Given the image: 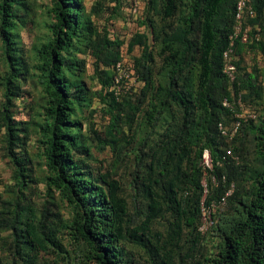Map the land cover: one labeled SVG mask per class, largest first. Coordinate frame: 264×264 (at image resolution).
<instances>
[{
    "label": "trees",
    "instance_id": "trees-1",
    "mask_svg": "<svg viewBox=\"0 0 264 264\" xmlns=\"http://www.w3.org/2000/svg\"><path fill=\"white\" fill-rule=\"evenodd\" d=\"M237 1L148 0L146 18L154 27V41L161 44L159 56L164 60L163 75L160 79L153 76L148 37L136 34L128 50L143 47L142 56L134 67L142 87L138 93L126 95L121 101L114 97L111 87L114 65L123 57L119 50L122 42L111 43L106 38L105 57L100 58L97 53L104 66L113 62L110 75L104 78V88L111 98L110 107L116 113L104 144L116 150L118 136L123 135V114L131 118L126 110L138 112L147 101L149 111L146 115L153 128L149 136L160 137L158 143L150 144L148 136L138 150L134 179L147 202V214L141 223L131 227L128 201L121 182L110 171L96 175L87 159L81 158L84 146L78 129L80 123L74 118L76 108L89 100L81 85L83 82L75 73L82 67L72 55L75 43L86 42L96 49L100 45L92 41L94 30L82 0H53V37L38 54L39 82L49 103L47 119L42 126L49 172L46 186L50 198L57 193L67 204L71 219L62 222L60 215L48 207L43 218L38 220L37 211L23 204L21 196L14 203H3L0 264H37L41 253L51 251L69 264H130L122 246L124 242L145 250L152 245L157 257L155 262L160 259L164 264H176V248L182 241L184 229L196 236L185 257L178 253L181 264H264V119L254 131L243 128L241 121V132L247 129L243 133L253 135L259 153L260 168L254 172L251 187L244 186L251 169L249 153L244 157V151L235 146L239 139L237 134L230 139L219 130V124L226 128L234 116L235 100L246 103L253 92L262 97L257 71L236 75L234 81L224 72V53L232 43L231 37L238 24ZM22 6L20 0L0 2V42L6 67L5 101L0 112L7 155L16 171L19 194L30 183L26 161L17 153L24 146L21 123L12 112L19 83L28 70L15 43L21 22L18 8ZM249 6L255 17L247 15L244 22L256 18L254 22L259 23L264 18V0H249ZM151 15L168 20V31L164 28L156 31ZM174 19L181 23L171 26ZM241 39L242 35L234 40V47ZM234 65L240 68L239 64ZM158 121L164 124L158 127ZM206 150L210 152L211 168L204 164ZM85 151L88 155V150ZM229 151L242 157L240 165L233 162ZM149 155L151 161L143 168L144 159ZM205 174L210 175L207 187L202 184ZM232 186L233 193L227 197L224 208L218 207L220 218L214 222L212 206L218 205ZM204 207L210 210L211 227L220 241L215 254L195 252L203 233ZM167 213L172 222L168 240H164L160 235L155 236L152 228L157 219ZM2 233L8 235L2 237ZM66 243L76 247L78 255L73 260ZM8 251L11 253H6Z\"/></svg>",
    "mask_w": 264,
    "mask_h": 264
},
{
    "label": "rangeland",
    "instance_id": "rangeland-1",
    "mask_svg": "<svg viewBox=\"0 0 264 264\" xmlns=\"http://www.w3.org/2000/svg\"><path fill=\"white\" fill-rule=\"evenodd\" d=\"M20 2L23 6L18 8L21 22L15 34V43H17V47L22 54L24 67L28 70L19 83L18 97L15 100L12 112L16 121L21 123V136L24 140V146L17 153L26 161L30 183L23 193H18L16 171L7 155L5 130L2 127L0 112V211L4 208L3 203H14L13 201L21 196L23 204L31 205L37 211L38 220L43 218L46 208L49 207L52 212L59 214L60 219L65 223L71 219L69 207L57 193H54L51 198L47 194L46 181L49 172L44 156L45 145L43 143L42 126L47 119L46 112L49 103L39 82L41 64L38 54L53 37L52 27L55 22L53 0H20ZM82 2L86 9V16L93 26L92 41L98 42L100 47L96 49L94 45L86 42L80 44L76 41V49L72 53L82 65L75 73L83 82L81 85L88 93L89 99L82 106L76 108L74 117L80 123L78 129L84 146L81 158L87 159V164L96 175L110 171L114 174L115 179L121 182L124 196L128 201V220L131 227H134L141 223L147 214V202L142 190L135 184L134 178L140 154L138 150L144 140L153 132L152 123L146 115L149 111V104L147 101L139 107L138 112L127 109L126 113L131 115V118L123 114L121 128L123 135L119 134L118 136L119 141L116 150H113L110 145L104 144L105 141H108L106 132L114 118L113 114L116 113L110 107L111 98L104 88V78L110 75L113 62L110 66H104L98 60V56L100 58L105 57L103 46H105L106 38L111 43L120 41L122 44H120L119 50L123 56L122 59L136 67V60L141 58L143 47L136 46L133 51H129L128 45L136 34H145L148 37L147 46H149V51L152 52L153 56L150 61L153 67V76L160 79L163 75L161 69L164 66V60L159 56L161 44L154 41V27L146 18L148 0H82ZM184 11L188 13L187 9H184ZM151 17L154 19L156 31L163 28L168 31L167 26L170 25L168 20H161L156 15H151ZM255 19L252 18L243 23V31L248 32L249 38L247 41L241 39L240 44L237 47L235 46L236 48L234 47L231 60L234 64L237 63L240 66V68H236V75L252 71L259 73L262 97H258L253 92L249 95L246 103H238L235 100L232 105L234 116L230 118L226 126L230 131L234 129V125L239 121L244 122L243 126L241 124L243 128L254 131L255 127H258L264 119V18L259 23H255ZM180 23L181 20L174 19L171 26ZM97 53H99L98 56ZM5 72L3 48L0 42V110H2L5 101L3 81ZM135 106L137 105L135 104ZM163 124L164 121H158V127ZM242 127L237 133L239 139L236 141L235 146L244 151L242 154L244 157H246V153H249L247 156L250 160L251 169L244 186L251 187L255 177L254 172L260 168L259 153L254 145L253 135L243 133L247 129L241 132ZM159 138L158 135L153 134L148 142L150 144L158 143ZM85 149L88 150V155ZM232 159L237 165L242 163V157L234 152H232ZM150 161L151 155L144 159L143 168L144 166L147 167L146 162L149 163ZM186 168L185 165L184 169ZM209 179L210 175L205 174L202 180L204 187H207ZM211 213L214 215L213 221L217 222L220 218L219 211L214 209L211 210ZM171 222L172 217L167 213L165 217L157 219L153 225L152 233L168 240ZM202 223L203 233L195 252L200 250L203 255L215 254L220 241L211 227L210 210L206 207L203 209ZM7 235L8 233L1 234L2 237ZM195 236L188 229H184L182 241L176 248V264H181L178 253L185 257V254L191 250ZM122 246L130 264H164L160 259L155 262L157 257L152 245H148L147 250L129 242H124ZM5 248L4 245L3 249ZM66 248L71 254V259L76 258L78 255L76 247L73 244L66 243ZM169 248L170 246H168ZM63 256L65 254H62ZM38 259L37 264H69L68 260L58 258L57 254L52 253V251L41 253Z\"/></svg>",
    "mask_w": 264,
    "mask_h": 264
},
{
    "label": "built area",
    "instance_id": "built-area-1",
    "mask_svg": "<svg viewBox=\"0 0 264 264\" xmlns=\"http://www.w3.org/2000/svg\"><path fill=\"white\" fill-rule=\"evenodd\" d=\"M135 12V11H134ZM249 15L251 17H255V12L249 6V0H238L236 4V20L237 26L235 29L234 36L232 38V43L229 49L224 53L225 60V68L224 72L227 74L228 78L231 81L236 79V67L231 60V55L234 51V40L237 39L240 35H242V40L247 41L249 38L248 32L243 31V22L244 18ZM114 77L113 84L111 87V92L117 101H121L122 98L131 93H138L142 87V82L139 80V77L136 75L134 71V67L130 65L127 61L121 60L114 65ZM227 105V104H225ZM241 127V122L239 121L236 125H234V129L232 131L225 128L223 124H219V130L224 137H229L232 139L238 132ZM228 155H232L231 151L228 152ZM204 164L206 166L211 167V157L210 152L208 150L204 153ZM232 189L223 197L218 203V205L212 206V211L218 210V207L224 208L227 204V197H229L233 193ZM203 231V227L201 228Z\"/></svg>",
    "mask_w": 264,
    "mask_h": 264
}]
</instances>
